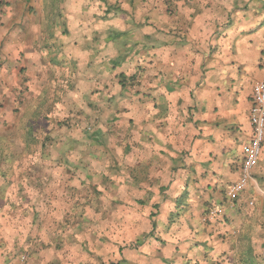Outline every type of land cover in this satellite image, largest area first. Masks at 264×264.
<instances>
[{
    "label": "crops",
    "instance_id": "1",
    "mask_svg": "<svg viewBox=\"0 0 264 264\" xmlns=\"http://www.w3.org/2000/svg\"><path fill=\"white\" fill-rule=\"evenodd\" d=\"M5 1L18 7L37 0ZM87 1H91L90 8L94 9L93 14L85 12L95 24L93 37L83 49L70 42L66 50L64 44L62 51L51 52L47 61L53 73L58 70V64H55L58 60L61 61L59 64L63 62L69 66L70 74L73 69L78 72L80 66L86 67L85 72H89L84 80L88 85H94L88 93L89 98L97 94V98L112 102L110 94H118L114 91L118 84L120 94H142L146 99L145 103L140 102L141 106L132 105L135 107L131 111L135 116L133 121L142 124V140L140 143L132 140L128 144L127 158H131V168L126 176V189L129 194L124 190L131 198L139 196L137 203H130L133 211L152 219L153 228L148 233L147 243L144 236L137 241L157 250L160 259L142 262L220 264L236 257L241 264H255L256 259L264 258V234L257 232L264 231V143L259 164L246 190L236 201H230L227 193L242 176V166L252 140L253 86L264 74V0H253L257 2L253 10L229 13L228 9L221 18L205 11L171 12L169 6L154 14L153 10L150 12L153 8L148 5L150 0H107V6L102 10L100 4L104 0ZM120 2L124 3L125 12L118 7ZM79 9L78 6L77 11ZM10 11L13 9L8 8L6 15ZM6 15L3 16L5 20ZM148 18L155 21L149 24L145 22ZM78 19L81 20L78 33L85 34L87 29L83 28V19L87 20V16H77L76 23ZM104 21L108 27L102 26ZM154 23L158 24L160 34L157 38L153 36L156 40L149 47L135 35L140 29H152ZM105 34L107 40L102 42L101 37ZM103 49L111 51L109 59L106 54L103 55L105 59L100 58ZM72 50H76L77 55L71 57ZM79 51L86 54L93 51V55L88 54L85 58ZM122 65L126 70L130 69L132 77L125 84H119V77L116 79L117 68ZM101 67H105L103 78L96 72ZM45 68L42 65L40 72L49 83L51 75L50 72L43 73ZM60 72L58 70L55 75L58 78L52 75V85L57 80L58 84L62 82L59 77L63 73ZM71 79L69 83L75 85L77 93L74 87L66 91L79 94L77 81ZM111 79L113 83L116 81L114 88H106L104 82ZM63 84L59 85L61 90ZM144 84L148 92L138 90V86ZM123 85L128 86L124 88ZM137 98L133 96L132 100L138 101ZM139 147L142 152L153 151L155 158L149 162L159 164L160 175H148L145 173L147 167L141 165L142 180L136 178L132 159ZM49 162L52 171L46 173L44 183L34 185L36 199L30 207L39 233L37 236L41 237L31 241L18 240L20 242L12 244L13 247L8 246L7 237H3L0 240V264H19L22 253L27 255L28 264H45V261L63 264L61 259L66 257V251L77 253V259L86 264L89 244L93 246L95 240L99 242L103 237L98 236L99 228L93 227H101L104 223L116 226L114 220L120 191L118 180L111 177L115 175L119 179L116 174L110 173L109 183L96 187L93 182L90 186L91 174L84 177L79 167L71 169L73 161L68 155L51 156ZM142 164H147L144 156ZM34 211L41 212L37 219ZM212 211L217 212V217L207 221ZM46 227L53 230L49 239L44 236ZM105 241L110 247L114 244L112 235H106ZM112 251L110 248L109 252ZM79 262L70 261L69 264Z\"/></svg>",
    "mask_w": 264,
    "mask_h": 264
},
{
    "label": "rangeland",
    "instance_id": "2",
    "mask_svg": "<svg viewBox=\"0 0 264 264\" xmlns=\"http://www.w3.org/2000/svg\"><path fill=\"white\" fill-rule=\"evenodd\" d=\"M72 1L37 0L32 4H23L25 6L17 7L16 4L12 6L5 0H0V9L4 8V11H0V240L7 237L6 244L13 247L12 244L20 242L18 240L31 241L41 237L37 236L39 233L33 223V213L30 210L31 204L36 199L37 189L34 185L44 183L47 178H45L46 173L52 171V163L49 162L51 156L68 155L73 161L71 169L77 170L79 167L84 172V177L91 174L90 186H93V182L96 187L109 183L110 173L119 177L117 179L115 175L111 176L112 180L116 182L118 180L120 191L116 219L114 220L116 226L104 223L101 227H93L94 229L99 228L98 236L103 237L100 238L101 240L99 239V242L95 240L93 246L89 244V256L85 260L86 264L94 262L95 264H110L111 261L117 262L115 264H145L142 261L146 260L154 262L160 259L157 250L152 247H144L140 245L142 244L140 241H137L152 231V219L148 215H143L142 212L139 214L136 213L137 211L134 212L131 208L130 203L132 201L137 203L139 196L131 198L130 195H126L129 194L126 189L128 188L126 176L129 175L128 169L131 168V158H127L128 144L132 140L139 143L142 140V124L140 121L137 124L133 121L135 116L131 111L135 107L133 108L132 105L141 106L140 102L145 103L146 99H143L142 94H120V85L116 84V81L114 82L116 84L114 91L118 94L115 96L110 94L112 102L97 98V94L93 98H89L90 94L88 93L92 91L94 85L90 86L84 80V76L89 72L88 70L85 72L86 67L80 66L77 72V70H72L71 66L70 74L69 66L63 62L59 64L61 62L59 60L55 64H58L59 72L63 73L61 77H65V79L59 77L61 83H64L62 90L59 88L62 86L61 83L58 84L59 80L53 85L51 82L52 75L54 77L58 75L56 74L58 70L54 73L50 72L51 64L49 65L47 61L49 54L62 51L61 48L64 44L67 50L70 42H75L74 47L83 49L93 37L92 32L95 24H93L92 18H88V15L85 14V12L90 14L94 12V9L90 8L91 1ZM120 3V5L117 4L119 9L122 8L125 12L122 7L124 3ZM255 4L257 5V2L253 0H150L148 3V5H152L153 8L150 9V12L153 10L154 14L162 12L169 6L171 12L188 10L200 13L205 11L213 13L218 18L223 17L228 9L229 13L236 10H253ZM78 6L80 11H77ZM84 6L86 7L82 11ZM100 6L101 10L103 6L106 7L107 0L101 2ZM8 8H12L13 11L6 15ZM5 15L8 16L6 20L3 19ZM77 16H87V20L83 19V28L87 29L85 34L78 33L77 27L81 20L78 19V23H76ZM121 19H124L123 16ZM154 21L149 18L145 19V22H149V24ZM39 25H41L40 28ZM102 26L108 27L105 21ZM29 29L32 31L29 32ZM171 33L173 39L174 34ZM159 34L158 24L154 23L152 29H140V33L135 37L151 47L153 41L156 40L154 37L157 38ZM107 36V34L102 35V42L107 40ZM78 43L81 44L77 45ZM51 45H54V48L47 50ZM90 50L93 49L90 48ZM83 53L84 51H79L80 56L84 55L86 58V55L93 51H87V54ZM72 54L77 55L76 50L70 52L71 57ZM101 54V59H105L104 54L109 59L111 51L103 49ZM134 60L133 66L136 64L137 58ZM42 65L46 67L43 70L44 74L50 72L49 83H47L45 75L40 72ZM104 70L105 67L96 69V72L101 74L100 78H103ZM118 77L119 84L127 83V79L132 78L130 69L126 70L124 65L117 68L116 79ZM70 79L77 81L79 94H70V91H66L69 87L71 89L75 86L69 83ZM104 83L106 88L115 86L113 79ZM127 86L123 85L124 88ZM138 90L148 92L146 84L138 86ZM74 92L77 93V90ZM133 96H137L138 101L136 99L133 101ZM141 150L139 147L133 156L134 160L132 159V165L135 164L133 167L136 178L142 180L141 165L147 167L145 173L148 175H160L159 164L149 162V159L155 158L153 151L146 149L142 152ZM143 156L147 164H142ZM149 167H151V171H149ZM40 192H43L44 196V189L41 188V185ZM34 212L37 215L35 219H37L41 212ZM46 217L44 216V218ZM208 218L209 216L207 221H211ZM90 229L92 228L90 227ZM257 232L259 235L264 234L261 233L264 232L263 230ZM52 235L53 230L46 227L44 230L46 239L51 238ZM106 235L113 236V246L110 247L109 243H106ZM147 241L148 239L144 242L147 243ZM171 246L174 249L172 244ZM110 248L113 250L111 253L109 252ZM65 255L66 257L61 259L63 264H69L70 261L75 263L80 261L79 264H85L84 260L81 262L82 259H77V253L66 251ZM240 262L241 260L233 257L220 264H241ZM255 264H264V258L256 259Z\"/></svg>",
    "mask_w": 264,
    "mask_h": 264
},
{
    "label": "built area",
    "instance_id": "3",
    "mask_svg": "<svg viewBox=\"0 0 264 264\" xmlns=\"http://www.w3.org/2000/svg\"><path fill=\"white\" fill-rule=\"evenodd\" d=\"M253 101L254 113L252 116L253 131L251 145L242 166V176L240 180L228 189L227 195L230 201H236L246 190L262 154L264 143V74L253 86ZM216 217L217 212L212 211L208 219L212 221ZM19 264H28L26 254L22 253L19 256Z\"/></svg>",
    "mask_w": 264,
    "mask_h": 264
},
{
    "label": "trees",
    "instance_id": "4",
    "mask_svg": "<svg viewBox=\"0 0 264 264\" xmlns=\"http://www.w3.org/2000/svg\"><path fill=\"white\" fill-rule=\"evenodd\" d=\"M149 237H150V234L145 235L144 236V239H145L144 241H146L147 239H149Z\"/></svg>",
    "mask_w": 264,
    "mask_h": 264
}]
</instances>
